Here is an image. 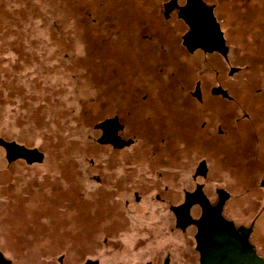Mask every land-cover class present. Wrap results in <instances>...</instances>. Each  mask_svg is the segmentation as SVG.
I'll return each instance as SVG.
<instances>
[{"label":"rangeland","instance_id":"obj_1","mask_svg":"<svg viewBox=\"0 0 264 264\" xmlns=\"http://www.w3.org/2000/svg\"><path fill=\"white\" fill-rule=\"evenodd\" d=\"M164 1L0 0V138L41 153L40 160L17 156L8 161L0 145V250L10 264H78L84 258L139 264L128 250L129 239H144V234L123 221L135 216L120 201L118 186H109L108 168L121 166L144 139L120 149L98 144L93 123L125 99L136 100L140 92L148 100L158 96V109L176 110L181 119L187 105L196 107L175 96L189 65L195 68L191 80L201 77L205 85L223 80L247 120L256 123L245 124L249 133L234 130L220 146L221 154L218 145L212 149L218 161L212 157L208 184L227 187L228 216L242 222L254 218L252 239L264 256V186L258 184L264 168V123L257 112L264 106V0H204L227 46L225 57L200 49L188 53L179 37L186 25L161 17ZM230 67L231 73L226 71ZM148 100L132 103V112L149 114ZM216 121L213 117L210 123L213 135ZM245 141L258 148L260 173ZM194 147L178 148L181 186L189 182L187 166L193 161L190 172L202 156L203 147ZM163 154L160 149L138 156L147 158L141 167L157 166L155 159ZM97 164L105 174L103 184L93 177ZM160 166L172 176L173 165ZM153 178L140 168L130 177L131 188L142 190L138 206L151 211L147 220L153 234L146 242H170L177 235L160 226L166 211L148 192ZM136 217L137 224L145 221L141 213ZM178 239L181 245L184 238Z\"/></svg>","mask_w":264,"mask_h":264},{"label":"flooded vegetation","instance_id":"obj_2","mask_svg":"<svg viewBox=\"0 0 264 264\" xmlns=\"http://www.w3.org/2000/svg\"><path fill=\"white\" fill-rule=\"evenodd\" d=\"M162 7V18L168 19L174 17L185 23L186 28L179 37L182 46L188 53L195 49H200L204 52L217 51L225 57L227 46L224 43L222 33V41L218 48L214 46L210 49L203 48L204 45H209L212 40L209 38L206 41V36L209 35L207 32L201 31L198 33L199 37L202 36L204 42L201 39H195L193 32H189L188 45L183 39V35L189 29L188 21L184 16H181V13L186 8L192 17L194 15L197 17L194 11H199V27L209 32L208 29L210 27H208L209 25L205 17L208 9L212 15L213 13L211 6L204 0H165L162 3ZM172 9L175 12L171 14ZM217 27L219 29L218 24ZM190 66H187L189 68V74L187 72L188 75L186 74L185 76L183 73L181 83L177 84L178 82L176 81L178 93L175 96L184 100H192L196 104V107H192V104L190 106L187 105L185 108L186 115L181 117V119L179 117L182 115L176 110L173 112L168 110H166L167 112L164 110L160 111L156 103L158 96L153 97L151 95L150 100H148L149 97L147 94L140 92L136 95V100H131L130 98L125 99L124 104H119L114 109L112 108L113 110L101 114L93 123V127L98 130V134L95 136L98 144H107L112 148L120 149L135 145L137 138L144 139L140 145V149L135 150L134 154L130 155V157L124 158L122 165H118L119 168L116 166L118 168L117 170L116 167L108 168V171L112 173L108 174V181L112 183L109 186H118L117 193L119 194L120 201L129 210V214L135 216L133 217L134 219H124L123 221L126 222L128 227L134 226L136 229L138 227L139 231L144 234V239L142 237L138 238V236L134 239H129L128 250H130L133 258L140 261L139 264H205L206 262L208 264L213 259H220L223 256L221 254L222 240L229 238L241 241L245 239L249 244V247L245 248L246 256L253 258V256L259 255L264 259V256L257 249V245L252 239L254 218H251L248 222H242L232 216H228L225 211L226 201L230 195L227 187L217 182L211 185L208 184L209 179L212 177L210 172L212 157L215 159L214 161H218V158L213 156L215 153L212 149L218 145L215 149L221 154L222 152H219L220 146H225L224 143L228 142V138L231 137V133L234 130L241 131L245 129L249 133L251 127L247 129L244 127L245 124L253 126L256 123L247 120L246 112L240 108L237 101L228 93V87L224 84L223 80H215L214 84L210 83L209 85H205V81H202L201 77H192L191 80L195 68ZM226 71L231 73L233 68L230 67ZM189 83L192 84V87ZM177 90L175 91L177 92ZM146 100L150 101L153 109L150 110L151 112L149 114L144 115L142 112H132V103L138 106ZM261 102L264 105V99ZM256 104H259V102ZM262 108L264 109V106ZM263 109L261 111L259 109L257 110V112L262 114V123H264V119H262V116H264ZM202 115L203 118L201 117ZM213 117L217 120L214 131L217 135H213L211 130L210 123L213 121ZM256 118L259 117L257 116ZM102 122L104 123L101 125ZM258 122L260 123L259 120ZM176 123L179 124L180 132L179 127H175ZM240 126L242 127L239 128ZM107 137H110L111 140H105L109 139ZM3 141L0 138V145L5 148ZM244 143L246 145L243 146L245 147L244 149L246 151L248 150L247 155L258 166V172L260 173L257 158L258 148L254 149L252 142L245 141ZM194 145H196L198 150L201 146L203 147L202 156L194 161L190 172H188V169L193 161L187 166V169L184 171L186 172L184 177L189 182L181 186L178 184V181L181 177L183 178V175L180 176L179 174L178 156L176 157V154L178 148L182 147L184 149L194 150ZM160 149L165 154L164 158L159 157V159H155L157 166L160 168L157 166L142 168L141 162L144 159L147 160V158L138 156L146 155L147 153L153 155L155 150ZM221 150L224 151L222 148ZM13 155L14 153H9V156ZM166 155L170 157L168 158ZM5 158L8 161L16 159V157L11 159ZM23 159L26 161L25 158ZM165 164L174 166L175 169L173 170L172 176H169L161 169L160 165ZM96 167L98 171L93 176L94 180L98 184H103L102 179L103 176L105 177V174L103 175L100 172V166L98 164ZM140 168L141 172L150 173L151 176L154 175L148 187V192L152 199L161 201V208L166 211V216L161 218L160 226L163 225L165 231L168 233L177 235V237H172L170 242H163L162 240L157 241V243H153L152 241L146 242V239L153 234L152 228L154 226L149 224L147 220L151 214L149 212L151 211L146 210L145 207L140 206V208L138 206L141 203L142 190L136 185L131 188L132 185L130 184V177L135 176ZM114 169L116 170V174L113 172ZM168 181H172V184H167ZM78 184L82 187V180ZM258 184L262 187L264 186V168L261 170ZM128 186L130 190L127 189L129 188ZM166 195L172 197H163ZM202 212L205 215V221L197 223V218H199ZM137 213H141L142 219H145V221L142 220V222L137 224L135 220ZM178 235H182L184 238L181 245L178 242ZM112 240L115 241V238ZM103 241H105V238H103ZM0 264H10V260L3 255L1 250ZM78 264H100V262L96 258H84Z\"/></svg>","mask_w":264,"mask_h":264},{"label":"water","instance_id":"obj_3","mask_svg":"<svg viewBox=\"0 0 264 264\" xmlns=\"http://www.w3.org/2000/svg\"><path fill=\"white\" fill-rule=\"evenodd\" d=\"M182 13H181V16H184V18L188 21V24H189V29L183 35V39L187 45H188V38L190 37L189 32L194 33L195 39H199V40L201 39V41H203L202 36L199 37V34H198L201 31H203V32H207L209 34L206 36V41H208L209 38L212 39L210 44L206 45V46L204 45L203 48L204 49H210L213 46L215 48H218V46L221 44V41H222L221 32L218 29L217 23L215 22L213 15L211 14V11L209 9L207 11V15L205 14L206 15L205 20L207 21V24L209 25V26L208 25L207 26L210 27L208 29L209 32L206 31V29L199 27L198 16L196 19H193L192 16L189 15V10L187 8L185 10H183ZM199 17H200V15H199ZM103 123L104 122H102L101 125ZM107 138H109V139H105V140H111L110 137H107ZM3 143L5 145L6 157L8 159H11V158H14L17 156L25 158L26 161H28V162L31 160H40L41 159L40 151H38L34 147L28 148V147H25L23 145L16 144L12 141H10V142L3 141ZM8 147L15 149V150H19V152L15 153V155H13V156H9ZM24 152H31L33 154L30 157H26V155L23 154ZM202 216L205 217L203 212L201 213L199 218H197V223L201 222ZM201 224H203V223H201ZM222 242H223L222 243L223 245H222V251H221L222 253L221 254L223 256L220 257V259H213L212 262H210L208 264H264V259L259 255H255V256H253V258L246 256V249L245 248L249 247V244L245 239H243L241 241H236V240L227 238V239L222 240ZM200 260H202V258H200ZM205 264H207V262Z\"/></svg>","mask_w":264,"mask_h":264},{"label":"bare ground","instance_id":"obj_4","mask_svg":"<svg viewBox=\"0 0 264 264\" xmlns=\"http://www.w3.org/2000/svg\"><path fill=\"white\" fill-rule=\"evenodd\" d=\"M192 18L193 19H196L197 17H195V15H194V17H192ZM17 152H19V150H15V149H12V148H9L8 147V154L9 153H14V155H15V153H17ZM23 154L26 155V157H30V156H32L33 153H31V152H24ZM204 220H205V217L202 216L201 222H203Z\"/></svg>","mask_w":264,"mask_h":264}]
</instances>
